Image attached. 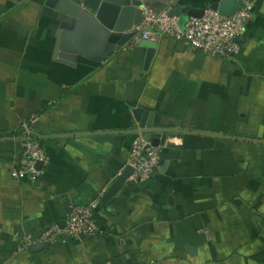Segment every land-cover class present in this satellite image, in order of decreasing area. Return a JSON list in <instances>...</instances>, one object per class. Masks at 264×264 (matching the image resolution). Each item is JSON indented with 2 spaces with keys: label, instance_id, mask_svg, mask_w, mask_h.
<instances>
[{
  "label": "crops",
  "instance_id": "1",
  "mask_svg": "<svg viewBox=\"0 0 264 264\" xmlns=\"http://www.w3.org/2000/svg\"><path fill=\"white\" fill-rule=\"evenodd\" d=\"M46 1L0 0V264H264V0H246L232 58L162 37L147 67L130 42L99 68L54 58L66 17ZM32 117L49 159L35 183L12 177ZM142 121L172 132L160 149L169 164L105 202ZM95 201L97 235L25 247Z\"/></svg>",
  "mask_w": 264,
  "mask_h": 264
},
{
  "label": "built area",
  "instance_id": "2",
  "mask_svg": "<svg viewBox=\"0 0 264 264\" xmlns=\"http://www.w3.org/2000/svg\"><path fill=\"white\" fill-rule=\"evenodd\" d=\"M252 9V5H247L230 18L215 11H208L202 18H190L181 28L179 19L170 17L169 10L157 11L145 5L142 8L141 24L131 30V33H134L131 45L139 46L144 41L154 42L162 37H170L212 57L232 58L240 51L236 39L243 36L245 24L252 18ZM34 125V117L20 125L22 135L18 143L21 158L16 169L12 171V177L18 181L37 182L41 175L38 165L45 167L49 163L48 156L35 136ZM160 149L146 141L141 133L137 135L130 151L129 166L134 170L130 181L141 182L152 174L155 168H159ZM97 207L98 201L86 206L71 207L64 227L54 225L40 239L28 238L25 247L30 248L38 242L51 245L60 238L97 235L100 233V227L94 217Z\"/></svg>",
  "mask_w": 264,
  "mask_h": 264
},
{
  "label": "water",
  "instance_id": "3",
  "mask_svg": "<svg viewBox=\"0 0 264 264\" xmlns=\"http://www.w3.org/2000/svg\"><path fill=\"white\" fill-rule=\"evenodd\" d=\"M152 0H47L46 5L66 17L57 31V45L54 58L69 66L85 65L99 68L113 55L128 47L134 37L131 30L143 20L142 8ZM252 3V0H248ZM246 0H220L205 7L182 6L170 7L169 15L185 24L190 18H202L208 11L218 12L230 18L238 11L245 9ZM253 12V9H252ZM240 44L241 39H236ZM146 49V67L152 61L157 44L150 41L142 42ZM134 132L141 133L144 139L154 147L166 145L172 132L144 125ZM168 161L161 160L159 168L153 173L163 172ZM41 165H38L40 169ZM134 170L128 167L126 172L114 183L106 193L103 201H109L132 176ZM62 227V226H61ZM64 227V225H63ZM33 253L45 250L43 243H35L30 247Z\"/></svg>",
  "mask_w": 264,
  "mask_h": 264
},
{
  "label": "trees",
  "instance_id": "4",
  "mask_svg": "<svg viewBox=\"0 0 264 264\" xmlns=\"http://www.w3.org/2000/svg\"><path fill=\"white\" fill-rule=\"evenodd\" d=\"M28 121H29V120H28ZM28 121H26V122H28ZM17 132H18V133L16 134V137H17L18 139H16V140H19L20 136L22 135V133L20 132V126H19Z\"/></svg>",
  "mask_w": 264,
  "mask_h": 264
},
{
  "label": "rangeland",
  "instance_id": "5",
  "mask_svg": "<svg viewBox=\"0 0 264 264\" xmlns=\"http://www.w3.org/2000/svg\"><path fill=\"white\" fill-rule=\"evenodd\" d=\"M202 6H203V5H202ZM252 7H253V4H252ZM185 24H186V23H185ZM185 24H182L181 22H179V25H180L181 28H183Z\"/></svg>",
  "mask_w": 264,
  "mask_h": 264
}]
</instances>
